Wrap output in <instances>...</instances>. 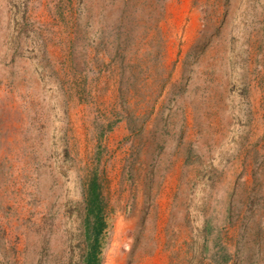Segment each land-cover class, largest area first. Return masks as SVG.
<instances>
[{"label": "rangeland", "instance_id": "obj_1", "mask_svg": "<svg viewBox=\"0 0 264 264\" xmlns=\"http://www.w3.org/2000/svg\"><path fill=\"white\" fill-rule=\"evenodd\" d=\"M136 210L264 264V0H0V264H141Z\"/></svg>", "mask_w": 264, "mask_h": 264}, {"label": "bare ground", "instance_id": "obj_2", "mask_svg": "<svg viewBox=\"0 0 264 264\" xmlns=\"http://www.w3.org/2000/svg\"><path fill=\"white\" fill-rule=\"evenodd\" d=\"M137 212L138 211L136 210L135 212L130 213L128 218L123 217V219H120L123 220L124 222H121V225L116 229L117 237H119V242L117 243L120 245L122 242L126 240V233H123V230L126 226L127 228H130L131 231L139 237L138 239L140 242L133 256V259L135 261L141 260L142 261L141 264H146L150 259H152V256L155 259H158L159 257L167 256V254H169V251L173 249L172 246L170 247L166 246L170 244L172 238L173 224L168 225V227H166L167 224H170L171 213L165 212L162 219L159 215V221L157 222L156 225H154L153 223V216H149L148 220L144 225L143 230L138 231L136 229V226L138 224L141 213H137ZM164 247H166L169 251L164 252L162 250ZM120 259H121L120 263L122 264L123 258L120 257Z\"/></svg>", "mask_w": 264, "mask_h": 264}, {"label": "trees", "instance_id": "obj_3", "mask_svg": "<svg viewBox=\"0 0 264 264\" xmlns=\"http://www.w3.org/2000/svg\"><path fill=\"white\" fill-rule=\"evenodd\" d=\"M94 180L92 181V184L93 185H91V187H94L95 185H94ZM98 233H99V231L97 232V234H96V237H95V241H97L98 240ZM97 244H93L92 246L90 245V250H89V252H88V256H87V259H85V261H86V264H94L95 262H96V260H97V254H96V251H97V246H96Z\"/></svg>", "mask_w": 264, "mask_h": 264}]
</instances>
